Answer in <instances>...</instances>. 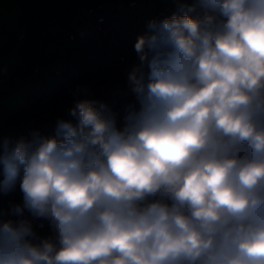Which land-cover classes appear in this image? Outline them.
I'll use <instances>...</instances> for the list:
<instances>
[{
  "label": "clouds",
  "instance_id": "1",
  "mask_svg": "<svg viewBox=\"0 0 264 264\" xmlns=\"http://www.w3.org/2000/svg\"><path fill=\"white\" fill-rule=\"evenodd\" d=\"M176 3L137 38L122 123L85 98L0 136V197L22 194L0 264H264V0Z\"/></svg>",
  "mask_w": 264,
  "mask_h": 264
},
{
  "label": "crops",
  "instance_id": "2",
  "mask_svg": "<svg viewBox=\"0 0 264 264\" xmlns=\"http://www.w3.org/2000/svg\"><path fill=\"white\" fill-rule=\"evenodd\" d=\"M61 1L68 4L72 0ZM141 3L142 1L138 0L135 6L121 9L116 18H107L101 30L90 31L86 38L97 51H108L116 56L117 37L121 32L129 29H147L149 20L140 19ZM21 16L37 19L38 24H32L27 35L18 38L13 33V28ZM63 43L68 45V50L63 49ZM39 59H43L46 65L42 71L35 73L32 67ZM137 62V54L132 55L122 63L121 68L109 72L108 81L115 91L116 102L107 104L117 113L118 124L122 123L126 106L135 103V96L130 91L127 76ZM80 65L90 73V78L80 86H87L89 89L87 99L95 100L92 96L94 84L91 76L101 71V68L89 60L83 52L74 49L73 43L65 38L50 0H1L0 136L15 139L19 138L20 133L28 135L32 130H39L42 134H52L58 118L73 119L69 113L64 116L56 115L45 108L19 122H13L8 116L24 109L28 96L38 89L45 91L57 89ZM31 121L34 126L32 129H30Z\"/></svg>",
  "mask_w": 264,
  "mask_h": 264
},
{
  "label": "built area",
  "instance_id": "3",
  "mask_svg": "<svg viewBox=\"0 0 264 264\" xmlns=\"http://www.w3.org/2000/svg\"><path fill=\"white\" fill-rule=\"evenodd\" d=\"M175 1L157 0L158 7H156L155 12L157 10L161 12L168 11L169 5ZM137 3L138 0H72L70 3L64 4L61 0H50L51 7L59 21L60 30L63 31L65 38L73 43L74 49L76 48L83 52L89 60L97 64L101 70L107 72L121 68L122 63L128 57L136 54L134 45L137 38L147 34L148 30L139 28L121 32L117 37L118 53L116 56L108 51H97L86 37L90 31L101 30L107 18H116L121 9L135 6ZM32 24L37 25V19L21 16L14 24L13 33L18 38H22L27 35ZM62 47L64 50H68L66 43H63ZM45 65L46 62L43 59H39L33 65L32 70L35 73H39L44 69ZM89 78L90 73L80 65L56 90L45 91L38 89L35 93L28 96L26 102L30 107L53 108L58 93L64 94L72 90L75 91L77 86L82 85ZM87 97H89L88 94L86 96L83 94L75 95L73 106L77 99H85ZM21 136L27 135L20 133L19 137ZM9 203L6 196L0 197V206L7 209ZM40 223H43L44 227H37L38 233L41 236L50 235V229L46 221H34V225H39Z\"/></svg>",
  "mask_w": 264,
  "mask_h": 264
},
{
  "label": "trees",
  "instance_id": "4",
  "mask_svg": "<svg viewBox=\"0 0 264 264\" xmlns=\"http://www.w3.org/2000/svg\"><path fill=\"white\" fill-rule=\"evenodd\" d=\"M175 2H173L172 4L169 5L168 11H166V12H161V11L157 10V12H155L156 19H162V13L169 12L170 8L172 6H174ZM156 7H158V2L156 4ZM91 79H92L93 84H94L92 96L96 101L105 102V103L116 102L115 91L111 87V85L109 84V81H108L109 72L101 70V71L93 74L91 76ZM73 93H74V90L69 91V92L64 93V94L58 93V95H56L54 107L53 108H45V109H50L52 114L57 115V114H60V112L63 109H65L66 107L71 106V108H72L73 107V101L75 99V95H73ZM40 109H42V107H30V106H28V104L26 102V107L24 109H21V110L14 112L10 116H8V119L12 120L13 122H19V121L23 120L24 118L31 117L32 114H34L35 112H37ZM30 124L32 125V127H30V129H32L34 127L33 121H31ZM21 195L22 194L19 191V184H17L16 190L14 192L6 195V197L8 198V201L11 203H19Z\"/></svg>",
  "mask_w": 264,
  "mask_h": 264
},
{
  "label": "rangeland",
  "instance_id": "5",
  "mask_svg": "<svg viewBox=\"0 0 264 264\" xmlns=\"http://www.w3.org/2000/svg\"><path fill=\"white\" fill-rule=\"evenodd\" d=\"M142 3L139 6L141 8V20H150L152 18H156L155 15V6L157 3V0H141ZM177 7V3L175 2L174 6L170 8V11L167 13H162V18L165 16H170ZM143 14V15H142ZM68 43V42H67ZM22 202V197H20V203Z\"/></svg>",
  "mask_w": 264,
  "mask_h": 264
},
{
  "label": "water",
  "instance_id": "6",
  "mask_svg": "<svg viewBox=\"0 0 264 264\" xmlns=\"http://www.w3.org/2000/svg\"><path fill=\"white\" fill-rule=\"evenodd\" d=\"M69 109H71V106L66 107L65 109H63V110L60 112V115H61V116L66 115V114L69 112Z\"/></svg>",
  "mask_w": 264,
  "mask_h": 264
}]
</instances>
